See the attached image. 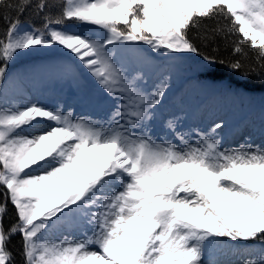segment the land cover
Returning a JSON list of instances; mask_svg holds the SVG:
<instances>
[{
	"label": "snow or ice",
	"instance_id": "snow-or-ice-1",
	"mask_svg": "<svg viewBox=\"0 0 264 264\" xmlns=\"http://www.w3.org/2000/svg\"><path fill=\"white\" fill-rule=\"evenodd\" d=\"M188 60L264 89V0H0V264L16 235L22 264H264V147L166 107ZM25 72L90 81L100 113L32 100Z\"/></svg>",
	"mask_w": 264,
	"mask_h": 264
},
{
	"label": "rangeland",
	"instance_id": "rangeland-1",
	"mask_svg": "<svg viewBox=\"0 0 264 264\" xmlns=\"http://www.w3.org/2000/svg\"><path fill=\"white\" fill-rule=\"evenodd\" d=\"M45 63L47 61L33 64L39 66ZM13 68H17L16 65L9 66L10 71ZM23 87L31 93L32 100L39 99L49 104L66 101V108L67 105H74L77 115L100 113L99 107L89 102L93 87L90 81L77 90L43 72H25ZM165 103L169 110L182 111L187 117L186 123L192 127L207 130L213 121L223 120L225 147L240 143L245 136L250 137L253 144L264 147V106H254L248 94L230 95L220 87L206 93L195 82L182 83L181 75L176 73ZM235 264H239L238 259Z\"/></svg>",
	"mask_w": 264,
	"mask_h": 264
},
{
	"label": "trees",
	"instance_id": "trees-1",
	"mask_svg": "<svg viewBox=\"0 0 264 264\" xmlns=\"http://www.w3.org/2000/svg\"><path fill=\"white\" fill-rule=\"evenodd\" d=\"M21 19L25 22L27 25L28 21L32 19L28 13H25ZM37 25L40 23L39 20L34 21ZM206 52H208L209 55H217L218 58L220 57H227L228 51H225L223 48L220 49L219 53H213L211 51V48L205 49ZM230 51V50H229ZM58 55V53H40L37 54L35 57H33L31 60H21L19 64L16 65L17 68H23L22 65L26 64H33L35 61H41V60H48L49 56ZM251 62V61H250ZM181 75L182 83H190L195 82L199 86V89L204 90L206 93H210L211 91L215 90L219 87L217 84H213L212 81H220L223 80L225 83H232V84H238V81L235 79V76L233 74H230L227 69H221L217 73L212 74L210 78H205L201 74V65L195 63L192 60L186 61L184 64H182L177 71ZM184 85V84H183ZM252 99L253 103L256 107L264 106V89L260 85H255L254 88H251L249 92L247 93ZM4 200V190L2 187H0V201ZM9 214L4 219L5 227H7L9 224H11L15 220V213L13 206L9 203L8 204ZM20 242L21 237L19 235H16L12 238V251L14 252L16 256L17 264H22L21 257L19 255V249H20ZM14 246V247H13Z\"/></svg>",
	"mask_w": 264,
	"mask_h": 264
}]
</instances>
